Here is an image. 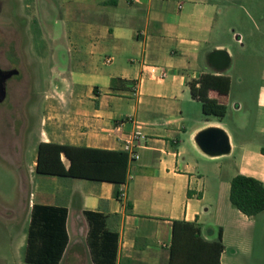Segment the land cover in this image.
Segmentation results:
<instances>
[{
	"label": "crops",
	"instance_id": "0c3cea01",
	"mask_svg": "<svg viewBox=\"0 0 264 264\" xmlns=\"http://www.w3.org/2000/svg\"><path fill=\"white\" fill-rule=\"evenodd\" d=\"M45 1L59 10L55 23L64 32L69 66L44 90L43 106L21 108L37 114L39 124L24 171V209L0 218L9 240V247L0 245L5 263L35 264L26 260L28 233L33 206L42 203L68 208L69 242L59 264H94L86 210L102 212L118 232L117 264H171L175 219L196 221L210 240L222 228L221 264H263L264 250L257 249L262 212L249 215L232 200L237 174L264 181V68L254 65L264 58L263 25L240 31L229 24L238 0ZM253 1L263 8L264 1ZM38 12V38L57 42L56 29ZM231 31L239 54L255 62L223 70L232 77L230 93L211 94L229 110L208 115L192 81L220 71L209 58L217 48L229 49L233 64L236 52L225 37ZM210 126L228 131L230 152L213 154L200 144L199 133ZM137 132L147 137L140 157L129 151L121 183L36 170L41 141L128 151L126 138ZM62 159L70 165L65 154Z\"/></svg>",
	"mask_w": 264,
	"mask_h": 264
},
{
	"label": "trees",
	"instance_id": "16d2710c",
	"mask_svg": "<svg viewBox=\"0 0 264 264\" xmlns=\"http://www.w3.org/2000/svg\"><path fill=\"white\" fill-rule=\"evenodd\" d=\"M232 86L231 75L224 71L205 73L192 81L194 95L202 100L206 114L225 116L229 105L211 94L217 90L228 96ZM70 159L67 166L62 159ZM129 151L108 150L82 145L41 141L38 146L36 170L41 173L72 175L115 182L126 181ZM116 194L120 196V191ZM232 200L249 215L264 211V181L258 177L237 174L233 178ZM90 229L88 243L94 264H117L118 232L108 228L106 216L96 210H86ZM66 206L35 203L28 233L26 260L35 264H59L69 242ZM171 264H221L226 249L224 232L210 240L202 227L188 219L174 220Z\"/></svg>",
	"mask_w": 264,
	"mask_h": 264
},
{
	"label": "rangeland",
	"instance_id": "374dc122",
	"mask_svg": "<svg viewBox=\"0 0 264 264\" xmlns=\"http://www.w3.org/2000/svg\"><path fill=\"white\" fill-rule=\"evenodd\" d=\"M243 3L248 8H244ZM254 3L253 0H238L235 12L229 17V24L240 31L255 29L257 22L264 27V6L258 11ZM49 5L45 0H0V65L15 66L20 71L11 79L9 94L0 101V218L13 211L20 215L24 209V171H28L26 164L33 158L28 150L32 149L36 140L34 131L39 118L37 114L21 111V108L43 106L44 90L53 84L59 71H67L69 66L64 32L61 24L55 23L59 10ZM39 9L46 22L56 29L57 42L41 41L38 38L41 32L34 31L36 25L33 18L35 13H39ZM48 34L47 30L46 35ZM225 37L230 48L236 52L233 64L225 70L227 73L235 71L238 62L240 68H244L246 62L252 65L255 61L256 71H262L264 58L252 61L253 55L249 59L248 55L239 54L241 43L232 31ZM246 57L248 61L245 60ZM259 219L257 249L264 250V211ZM2 228L0 223V245L7 248L9 240ZM17 229L18 225L15 224V234ZM0 262L6 264L1 255Z\"/></svg>",
	"mask_w": 264,
	"mask_h": 264
},
{
	"label": "water",
	"instance_id": "95a60500",
	"mask_svg": "<svg viewBox=\"0 0 264 264\" xmlns=\"http://www.w3.org/2000/svg\"><path fill=\"white\" fill-rule=\"evenodd\" d=\"M211 63L220 71L232 63V54L227 48H217L210 53ZM5 93L0 96L2 100ZM198 141L208 152L213 154L228 153L232 150V142L228 131L221 126H210L198 135Z\"/></svg>",
	"mask_w": 264,
	"mask_h": 264
},
{
	"label": "built area",
	"instance_id": "2783aa9c",
	"mask_svg": "<svg viewBox=\"0 0 264 264\" xmlns=\"http://www.w3.org/2000/svg\"><path fill=\"white\" fill-rule=\"evenodd\" d=\"M110 60V59H108ZM168 74L167 71H163L162 75L166 76ZM123 120H121L118 123V126H122L123 124ZM147 135L145 133L142 132H137L135 134H130L127 136L126 138V148L128 149V151L131 152L132 157L138 158L141 156L140 152L138 151V147L143 145L144 140L146 139ZM122 194H125V191H122Z\"/></svg>",
	"mask_w": 264,
	"mask_h": 264
},
{
	"label": "flooded vegetation",
	"instance_id": "af4514ba",
	"mask_svg": "<svg viewBox=\"0 0 264 264\" xmlns=\"http://www.w3.org/2000/svg\"><path fill=\"white\" fill-rule=\"evenodd\" d=\"M19 69L15 66L12 67H3L0 65V96L5 93L3 99L9 94V87L11 83V79L19 74ZM3 99L0 101H3Z\"/></svg>",
	"mask_w": 264,
	"mask_h": 264
}]
</instances>
